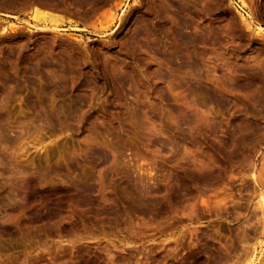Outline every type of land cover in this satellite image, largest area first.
Listing matches in <instances>:
<instances>
[{
    "label": "rangeland",
    "instance_id": "374dc122",
    "mask_svg": "<svg viewBox=\"0 0 264 264\" xmlns=\"http://www.w3.org/2000/svg\"><path fill=\"white\" fill-rule=\"evenodd\" d=\"M26 1L0 0V264H264V0Z\"/></svg>",
    "mask_w": 264,
    "mask_h": 264
},
{
    "label": "bare ground",
    "instance_id": "6f19581e",
    "mask_svg": "<svg viewBox=\"0 0 264 264\" xmlns=\"http://www.w3.org/2000/svg\"><path fill=\"white\" fill-rule=\"evenodd\" d=\"M20 1H21V0H20ZM25 1H26V0H25ZM31 1H32V2H31ZM31 1H30V5H32V6L36 5V6H40V7H42V6L44 5V6H43V8H44L45 5H46V4H43L40 0H31ZM18 2H19V1H18ZM26 2H27V1H26ZM28 2H29V1H28ZM28 2H27V3H28ZM79 2H80V1H79ZM24 3H25V2H24ZM48 3H49V2H48ZM48 3H47V4H48ZM74 3H75V2H74ZM169 3H170V2H169ZM80 4H81V3H80ZM22 5H23V4H22ZM24 5L27 6V4H24ZM28 5H29V4H28ZM26 6H25V7H26ZM77 6H78V4H77ZM23 7H24V6H23ZM27 7H28V6H27ZM27 7H26V8H27ZM47 7L49 8L50 6H47V5H46V8H47ZM160 7H161V6H160ZM28 8H29V7H28ZM35 8H36V7H35ZM53 8H54V7H53ZM152 8H153V7H152ZM41 9H42V8H41ZM49 9H50V8H49ZM33 10H34V9H33ZM149 11H150V9H149ZM179 11H180V10H179ZM182 11H183V10H182ZM36 14H37V13H36ZM150 14H151V13H150ZM42 16H43V15H42ZM42 18H43V17H42ZM51 18L53 19V17H51ZM42 20H44V19H42ZM50 20H51V19H50ZM150 20H151V19H150ZM51 21H52V23H53V20H51ZM151 22H152V21H151ZM182 22H183V21H182ZM150 25H151V24H150ZM153 25H154V24H153ZM155 25H156V24H155ZM155 25H154V26H155ZM171 25H172V24H171ZM174 25H175V27L177 26L176 23H175V24L173 23V26H174ZM151 26H152V25H151ZM158 27H159V26H158ZM177 27H178V26H177ZM155 28H156V27H155ZM161 28H162V27H161ZM184 28H185V27H184ZM34 29H40L41 32H42V33H45V34H46L47 32H48V33H49V32H50V33H52V32H59V29H58L57 26H56V27H55V26H52V25H51V26H44V24H43V26H42L41 28H40V27H34ZM162 29H163V28H162ZM168 29H170V28H168ZM172 29H173V28H172ZM177 29H178V28H177ZM177 29H174V31H176ZM17 30H18L17 26H13V27H8V26H7V27L2 28L0 33H1L3 36H7L6 34H7L8 32H9V33H12V35H16L15 33L17 32ZM27 30H28V31H32L31 28H27ZM165 30H166V28H165ZM163 31H164V30H163ZM138 32H139V30H138ZM167 32L169 33V31H167ZM18 33H20V32H18ZM18 33H17V34H18ZM135 33H136V32H135ZM171 33H172V30H171ZM171 33H170V34H171ZM173 33H175V32H173ZM131 34H132V33H131ZM159 34H160V33H159ZM170 34H169V35H170ZM8 35H9V34H8ZM19 35H20V34H19ZM129 36H130V34H129ZM174 36H175V34H174ZM176 36H177V35H176ZM191 42H192V41H191ZM187 43H188V42H187ZM177 55H178V54H177ZM175 56H176V55H175ZM175 59H177V58H175ZM178 68H179V67H178ZM182 69H183V68L180 67L178 70H182ZM183 70H184V69H183ZM201 169H203V168H201ZM201 169L199 168L200 171H201ZM199 170H198V171H199ZM202 171H203V170H202ZM200 173H201V172H200ZM262 180H263V179H262ZM260 181H261V180H260ZM255 183H258V182L255 180ZM261 183H262V182H261ZM261 183H259V184H261ZM257 185H258V184H257ZM257 185H256V186H257ZM261 186H262V184H261ZM263 186H264V185H263ZM258 188H259V187H258ZM263 188H264V187H263ZM263 188H262V190H264ZM256 189H257V188H255V190H256ZM256 191H257V190H256ZM141 192H142V191H141ZM139 193H140V192H139ZM257 193H258V191H257ZM137 194H138V193H137ZM143 194H144V193H143ZM263 194H264V193H263ZM139 195H142V194H139ZM142 196H143V195H142ZM142 196H141V197H142ZM143 197H144V196H143ZM263 197H264V196H263ZM263 197H261V200L258 202V203H259V208L261 209V213H262V215H264V198H263ZM139 199H140V198H139ZM263 219H264V218H263ZM245 255H246V254H245ZM248 255H249V253H248ZM246 256H247V255H246ZM246 256H244V257H245V260L248 258V257L246 258ZM252 258H253V257H252ZM245 260H244V261H245ZM247 260H249V259H247ZM248 262H249V261H248ZM252 262H253V261H252ZM252 262L250 261V262L247 263V264H252ZM263 262H264V261H263ZM262 264H263V263H262Z\"/></svg>",
    "mask_w": 264,
    "mask_h": 264
}]
</instances>
